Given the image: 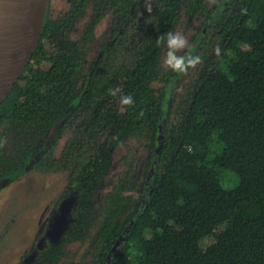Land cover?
Wrapping results in <instances>:
<instances>
[{
    "label": "trees",
    "instance_id": "16d2710c",
    "mask_svg": "<svg viewBox=\"0 0 264 264\" xmlns=\"http://www.w3.org/2000/svg\"><path fill=\"white\" fill-rule=\"evenodd\" d=\"M65 2L60 18L51 2L0 106V191L26 173L68 174L17 264H61L76 243L87 246L85 258L67 264H264V0ZM184 16L200 22L189 44L202 63L176 106L181 74L164 66L156 39ZM129 142L100 202L113 157Z\"/></svg>",
    "mask_w": 264,
    "mask_h": 264
},
{
    "label": "rangeland",
    "instance_id": "374dc122",
    "mask_svg": "<svg viewBox=\"0 0 264 264\" xmlns=\"http://www.w3.org/2000/svg\"><path fill=\"white\" fill-rule=\"evenodd\" d=\"M52 1L53 14L56 18H60L68 12L69 6L65 2L66 0ZM91 17L92 7H89L86 14L76 24L74 39L81 37L84 27ZM112 20L113 16L108 15L98 25L95 39L89 47L90 61L95 57ZM199 26V21L189 23L184 16L174 32L182 33L190 41ZM166 51L167 49L163 60ZM179 54L182 55L183 52ZM198 68L197 65L196 68H190L186 73L181 74L175 93L176 106H180L187 99ZM133 147L134 143L129 142L116 151L112 168L98 196L100 202L118 182L119 174L124 170L123 158ZM67 185V172H30L22 175L14 183L0 191V264H17L30 251L36 243L37 237L44 230L43 227L53 203L57 201ZM211 242H213V238H207L202 244L206 247ZM85 250H87V246L80 243L70 245L67 248V256L61 264H67L72 259L85 258Z\"/></svg>",
    "mask_w": 264,
    "mask_h": 264
},
{
    "label": "bare ground",
    "instance_id": "6f19581e",
    "mask_svg": "<svg viewBox=\"0 0 264 264\" xmlns=\"http://www.w3.org/2000/svg\"><path fill=\"white\" fill-rule=\"evenodd\" d=\"M15 0L0 4V98L34 45L38 15L20 24L22 6Z\"/></svg>",
    "mask_w": 264,
    "mask_h": 264
},
{
    "label": "clouds",
    "instance_id": "9594fccd",
    "mask_svg": "<svg viewBox=\"0 0 264 264\" xmlns=\"http://www.w3.org/2000/svg\"><path fill=\"white\" fill-rule=\"evenodd\" d=\"M148 12H151V6L148 5ZM157 46H163L167 49L163 64L168 69H171L174 73L183 74L190 68H196L197 65L202 63L201 57L192 54V46L189 44L188 39L180 32L168 31L166 34L160 35L156 39ZM183 52L181 55L179 53ZM215 54H220V48L217 46ZM118 89H110L109 94L115 96ZM122 106L131 107L134 103L131 96H122L120 98ZM143 115V113H140Z\"/></svg>",
    "mask_w": 264,
    "mask_h": 264
},
{
    "label": "water",
    "instance_id": "95a60500",
    "mask_svg": "<svg viewBox=\"0 0 264 264\" xmlns=\"http://www.w3.org/2000/svg\"><path fill=\"white\" fill-rule=\"evenodd\" d=\"M4 1L7 0H0V4ZM52 0H15L14 2L20 4L22 6V11H21V16H20V24H27V23H31L32 17L38 15L39 18L36 21V25H37V34L36 37L34 39V45L31 49V51L29 52V54L26 57V60L24 61V63L22 64V66L20 67V69L18 71H16V73L13 75V80L9 83L6 92L4 93V95L0 98V106L3 103V101L6 99V97L8 96V94L11 92V90L13 89V87L15 86V84L17 83V81L19 80L21 74L23 73V71L25 70L27 64L29 63L41 36V32H42V28H43V24L47 15V11L48 8L51 4Z\"/></svg>",
    "mask_w": 264,
    "mask_h": 264
}]
</instances>
